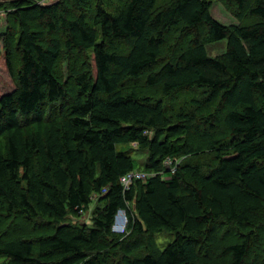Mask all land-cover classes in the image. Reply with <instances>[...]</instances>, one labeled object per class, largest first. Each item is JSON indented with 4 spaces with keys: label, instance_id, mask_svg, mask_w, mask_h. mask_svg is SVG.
Listing matches in <instances>:
<instances>
[{
    "label": "trees",
    "instance_id": "trees-1",
    "mask_svg": "<svg viewBox=\"0 0 264 264\" xmlns=\"http://www.w3.org/2000/svg\"><path fill=\"white\" fill-rule=\"evenodd\" d=\"M216 1H0L3 264H264V0Z\"/></svg>",
    "mask_w": 264,
    "mask_h": 264
},
{
    "label": "rangeland",
    "instance_id": "rangeland-1",
    "mask_svg": "<svg viewBox=\"0 0 264 264\" xmlns=\"http://www.w3.org/2000/svg\"><path fill=\"white\" fill-rule=\"evenodd\" d=\"M3 1V0H0ZM58 0H54L51 3H55ZM212 17L220 22L224 26L236 25L238 22L232 17L231 13L224 7L221 2L214 0L211 7ZM6 22L5 15L3 12H0V94L7 93L13 88V81L8 74V71L5 67L4 56L2 52V38L6 31ZM226 41H220L218 43L209 44L206 46L207 53L210 57H216L221 55L225 51ZM63 71L65 77L67 76V65L64 64ZM134 148V147H133ZM133 157L142 163L145 159L144 155L140 152L134 153ZM92 206L87 213L84 214V217L81 220H85L87 224H90ZM172 240V236L168 234H158L156 235V242L160 250H163L164 247ZM2 258H0V264H3ZM247 264H254L253 259L251 258Z\"/></svg>",
    "mask_w": 264,
    "mask_h": 264
},
{
    "label": "built area",
    "instance_id": "built-area-1",
    "mask_svg": "<svg viewBox=\"0 0 264 264\" xmlns=\"http://www.w3.org/2000/svg\"><path fill=\"white\" fill-rule=\"evenodd\" d=\"M54 0H36V3L39 5H46ZM166 166L169 167L171 165V161L167 160L165 162ZM146 175L140 172H132L127 174L126 176L121 178V183L125 189H127L133 180H145ZM127 229V219L125 217V214L122 210H119L113 220L112 226H111V232L117 235H124L126 234Z\"/></svg>",
    "mask_w": 264,
    "mask_h": 264
}]
</instances>
